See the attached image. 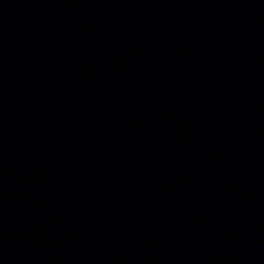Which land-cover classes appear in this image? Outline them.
I'll list each match as a JSON object with an SVG mask.
<instances>
[{
    "label": "water",
    "instance_id": "water-1",
    "mask_svg": "<svg viewBox=\"0 0 264 264\" xmlns=\"http://www.w3.org/2000/svg\"><path fill=\"white\" fill-rule=\"evenodd\" d=\"M0 264H264V0H0Z\"/></svg>",
    "mask_w": 264,
    "mask_h": 264
}]
</instances>
